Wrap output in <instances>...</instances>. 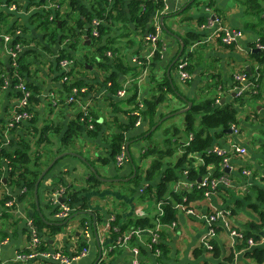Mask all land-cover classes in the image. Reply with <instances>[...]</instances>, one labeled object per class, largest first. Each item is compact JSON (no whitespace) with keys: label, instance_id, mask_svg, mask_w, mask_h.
Wrapping results in <instances>:
<instances>
[{"label":"crops","instance_id":"crops-1","mask_svg":"<svg viewBox=\"0 0 264 264\" xmlns=\"http://www.w3.org/2000/svg\"><path fill=\"white\" fill-rule=\"evenodd\" d=\"M42 1L43 4L39 5L35 0H0V13H3L4 18V21L0 23V37H2L0 72L2 69L6 71L10 68L9 52L12 39L9 38L6 41L4 37H11V34L5 33H9L15 26L17 35L27 39L29 43L27 46H22L20 53L22 55L30 52L25 56L29 72L24 73L23 79L35 90L34 100L30 103V119L21 122V125L13 128V131L10 129L13 127L12 121L17 109L16 92L10 88L0 92V126L5 127L2 148L13 152L29 146L27 155L30 162L27 167L31 171L39 170L40 174L54 159H57L38 184L36 195L33 189L32 195L24 198L22 195L25 189L6 184L7 161H2L0 199L3 195L10 199L3 206L0 202V264H63L40 257H36L39 258L37 261L21 262L17 261L16 257L26 255L24 251L30 250L34 236L39 234L38 236L42 238V233L34 227L33 217L41 218L46 226L59 222L53 213V209L58 206L51 203V193L65 188L79 192V197L85 198L89 207L88 212L94 215L95 211H100L103 215V223L95 225L99 244L93 235V221L86 217L88 227L79 226L81 215L69 221L59 233L50 238L49 253L57 251L68 258L73 257L81 241L87 242V253L69 264H99L107 258L111 259L109 264H131L134 259L132 248L139 250L140 264H255L251 259H247L243 251L234 250L229 231L232 230L231 226L241 230L246 228V223L258 221L256 212L249 208L248 203H256L259 208L261 205L256 200V192L264 190V95L262 99L244 95L245 102L236 106L238 123L237 127H234L237 134L225 132L214 139L209 148V150L219 148L227 152V174L230 184L224 189L228 192L211 194L210 197L193 203L192 208H187L193 213L185 212L181 207L177 212L174 225L156 227L153 232L160 230L159 244L163 246L158 256L149 253L147 249L150 230L135 233L132 244H125V242L121 244L116 241L117 245H114L115 241L107 238L105 230L107 221L112 215H116L120 223H125L129 219L149 217L161 212L160 205H156L151 200L155 204L156 211L153 214H142L143 205L149 200L140 198L139 187L144 184V179L140 186L135 188L133 183L122 185L132 180L137 173L145 178V171L149 168L152 159L145 154L146 147L164 149L166 147L164 141L169 139L168 145L181 154L180 144L182 141L186 142L191 136L181 132L182 139L176 142L177 138L180 139L179 135L176 137L175 134H170L174 128L179 131L184 130V113H176L187 108L188 103L197 104L211 98L217 99V105L232 101L233 94H236L233 88L235 75L243 71L250 72L256 68V62L250 58L248 50L249 45L256 42L257 35L246 27V24H256L258 20L246 13L244 0H201L202 3L195 5L188 3L187 0H164L162 12L153 18L154 26L161 27L157 40L165 45L159 59H153L155 42L145 43L135 34L119 38L122 31L112 32L111 36L116 38L115 44L133 41V46L125 47L123 51V66L135 70V74L123 75L112 67L111 62L108 63L107 72L100 71L97 67L86 66L85 70L89 72L80 73L79 67L70 79L88 82L91 90L83 87L85 92L72 103H68L67 95L63 92L64 79L61 75L64 67L62 68L61 64L59 67L57 65L58 53L64 45L59 43L58 37L53 44L47 43L46 32L40 27L43 9L50 8L51 17H55V24H59L69 11L70 0ZM77 1L84 4L87 0ZM11 5L15 6V11L9 10ZM37 14H41L40 17H36ZM217 15L223 19L222 25L225 29L230 32H241L237 38L236 47L232 50L223 48L215 42L205 41L216 29V24H211V18H217ZM129 27L131 31H134L132 24ZM191 33L199 37L207 36L201 37V40L199 38L200 41L196 42L197 46L192 50L196 58L192 61L195 67L190 73L188 82H183L177 75L175 66L185 49L184 39ZM79 41L80 46L73 53L76 59L82 61L83 54L90 49L89 40L84 34ZM186 45L190 48V44L186 43ZM139 58H142L144 62ZM98 59L100 60L99 56ZM109 73H116L119 89L127 90L128 93L123 99L108 92L109 84H105L103 78ZM246 81L247 90L244 93L255 88L247 78ZM262 83L264 84V79ZM134 93L137 95L135 101L141 105L151 96L164 93V102L159 104L156 118L158 119L160 114H166L165 120L161 119V124H165L160 131L156 130L148 141L142 139L146 142L142 144L138 141L140 140L138 137L147 130L148 122L141 120L139 125H135L124 134L128 143L127 152L130 160L126 157L122 166H117L112 161L101 165L96 159L100 156L108 158L109 135L113 132L118 133L120 125L128 123L126 113L132 108L129 100ZM174 109L179 110L169 114ZM86 110L94 113L96 132L89 134L86 129H81L73 143L74 146L61 145V139L68 131V124L76 121L77 115ZM234 149H242L245 153L239 155ZM62 154L65 155L60 157ZM147 158L150 160L146 165ZM195 158L197 163L201 162L199 155ZM92 174L97 175L101 181L98 190L82 192L83 189L88 188V179ZM156 183L157 180L151 185L154 186ZM173 185V189L170 186L168 188L176 190V184ZM247 196L248 203L244 201V206L236 208L233 205L234 201ZM61 199L64 201V198ZM213 210L220 213L214 237L219 248L218 257L206 252L201 246L202 238L207 231V215L211 211L214 212ZM76 226L80 227L77 233H80L81 240L67 238ZM84 231L89 234L87 239H85ZM48 232L47 228L43 229V233ZM130 235L131 231H126L121 239L125 240ZM99 249L101 256L98 259ZM112 249L114 254L110 256ZM196 249L200 252L197 257L194 255ZM231 251L234 253L233 260L225 261Z\"/></svg>","mask_w":264,"mask_h":264},{"label":"trees","instance_id":"trees-1","mask_svg":"<svg viewBox=\"0 0 264 264\" xmlns=\"http://www.w3.org/2000/svg\"><path fill=\"white\" fill-rule=\"evenodd\" d=\"M35 1H37V4L39 5L43 4L42 0ZM196 1L197 0H188V3L193 4ZM244 5L246 7V13L256 17L258 20L256 24H246V27H249L257 35L256 42L250 44L248 50L250 58L256 62V68H253L250 72L243 71L248 82L251 83V85H254L255 88L248 93L241 94L240 96L234 93L232 101L225 102L221 105H217V99L214 98L200 101L197 104H192L189 110L183 114L184 130L179 131L174 128L171 132L169 131L170 134H175L176 137L179 135L180 139L177 138L176 142H179L178 140L182 139L181 132H184V135L186 136H191L186 142L182 141L180 144L181 154H178L177 149L168 145L169 139L164 141L166 146L164 149L159 147L150 149L151 147L145 146V154H148L152 158L149 168L145 171V178L137 173L132 180L122 185L133 183L135 188L140 186V183L144 179V184L139 187L142 190L140 198L152 200L156 205L159 204L161 214L158 213L149 217L129 219L125 223H120L116 215L110 216L107 221L108 230H106V234L107 238L115 241L114 245H117L116 241L120 243L122 242L121 237L126 231H131L128 243L132 244L135 238L134 234L137 232L148 230L153 231L156 227L175 224L178 210L181 207L185 212L186 210H191L187 208H192L191 205L193 203L206 199L207 197H205V193L208 191L212 192V194L219 192L223 193V191L228 192L221 186L215 189H211L209 186L201 188L193 187L190 190L183 189L178 192L170 190L168 186L173 183L178 185L183 177L184 180L188 182H196L198 179H204L207 177L210 181L212 179H219L223 176L229 179V175L223 168V159L227 158V152L224 156H218L215 154L214 148L212 150H209V148L214 139L222 136L225 131L230 130L234 126L237 127L238 111L236 106L238 104L242 105L245 102V96H250L254 99H262V96L264 95V84L262 83L264 79V0H244ZM163 7L164 0H87L84 4L77 0H70L68 6L69 11L66 12L64 18H62L63 20L60 21L59 24H55V17H51L52 10L50 8L43 9L42 17H40L41 14H37L36 17L42 19V21H40V27L46 32V42L53 44L58 37L59 43H63L64 45V48L62 46V49L58 53L57 65L59 67L61 62H67L68 68H70H63L61 64L64 69L61 75L64 79L63 92L66 93L67 98L71 95L73 89L86 87L91 90V85L88 82L84 80L70 79V76H74L79 67L81 71L78 72L80 73L86 71V66H95L100 71L107 72L109 69L108 63L111 62L112 67L123 75L129 73L135 74V70L126 68L125 65L123 66V51L125 47H132L133 41L129 40L125 44H115L116 38H113L111 34L112 32L115 33L116 31H122L119 38H125L131 34H135L136 37L138 36L140 39H143L145 43H150L145 39L146 35L155 33L154 29L156 25L154 26L153 18L154 16H159ZM55 10L57 9L55 8ZM2 14L3 13H0V23L4 21ZM216 17L221 21L220 25L223 26V19L218 15ZM130 24L134 26V31L130 30ZM5 34H11L12 43L10 49L13 51H16L15 46L17 45L22 47L29 44L27 39L17 35L15 26L11 28L9 33ZM84 34L89 40L90 49L83 54L81 61L80 59H76L73 51H76L79 48V39L84 36ZM206 36L204 35L203 37ZM221 36L222 34H220V37ZM201 37L197 34L191 33L188 34L184 40L186 43L190 44L191 47L196 42L200 41ZM220 37L215 39L214 42L216 44L231 50L236 47V42L225 44L221 41ZM0 40H2V37H0ZM186 43L184 44L185 49L181 56H183L187 50V53L185 54L186 65L183 68V71L190 76V73L195 67L194 62L192 61L196 58L193 56V51L188 50L189 47ZM154 46L153 59L158 60L162 51H164L165 45L157 40L154 43ZM255 49H258L256 53L253 52ZM20 53L21 51L18 53L17 58L14 61L10 60V68L8 70H1L0 92L10 88L16 92L15 96L17 100H19L22 95L15 86L20 82L23 83L25 88L31 93L28 97V107L26 110V112L31 115L30 103L34 100L33 93L35 90L31 84L23 79L24 73L29 72V66L25 62V56L29 55L28 53L30 52L23 53L22 55ZM98 56L100 60L98 59ZM139 60L144 62L142 58H139ZM176 64L175 69L179 76V70L177 69L178 61ZM103 81L105 84H109L107 86L108 92L112 95H117L120 86L116 80V73L105 75ZM186 82H188V80ZM233 82L234 89L241 87L240 82L236 81L235 77ZM77 96L76 99L79 97ZM135 97H137L136 93H134V96L129 100V104L132 105V108L126 113L128 123L120 125L118 133L113 132L109 135L110 144L108 158L102 156L97 157L96 161L101 165H106L109 161L116 162L117 156L126 154L125 144L127 139L124 134L136 125L137 120L141 119L142 121L148 122L147 130L141 133L138 137L140 140L145 139L148 141L159 126H157L153 132H150L151 128L157 125V123L165 117L166 114H160L158 119L156 118L159 104L164 102V93L151 96L149 99L144 100L142 105L135 101ZM178 110L179 109H174L170 111L169 114H173ZM18 112L20 111L18 110ZM82 115L83 113H79L76 121H72L68 124V131L61 139V145L69 147L74 146L73 143L81 129H86L89 134L96 132L97 125L94 113L87 110L86 116L83 115V121H80ZM20 125L21 123L13 124L10 131H13ZM89 125H92V129L88 128ZM4 130L5 127L0 126V173L3 170L2 161H7L6 167L8 168V177L6 178V184H13L15 188L25 189V192L22 195L23 198L27 195L31 196L40 171H31L29 167H27L30 162V158L27 155L29 146H24L23 149L15 150L13 152H8L2 148ZM172 138L173 137L171 136V139ZM196 155H199L200 163H197L195 158ZM90 163L93 162L90 161ZM184 172H186V175H183ZM155 180H157V183L154 186L151 185ZM88 182V188L83 189L82 192L89 190L97 191L101 184V181L95 174L90 176ZM1 183L2 179L0 178V186L2 185ZM63 190V205H67L73 210L69 214V218L75 213L82 212L83 214H81L82 217L79 221V226L82 228L88 227L87 220L85 219L86 217L89 218L91 222L95 219V225H101L103 223V215L100 211H95L94 215L91 212L92 216L87 214L89 207L85 198L79 197V192L72 191L69 188ZM247 198L248 196L243 199H238L234 201L235 204L233 205H235L236 208L244 206V201L248 203ZM8 199H10L8 196L3 195V198L0 199L2 206ZM256 200L262 206L259 207L260 209L257 207L256 203H248V206L256 212L258 221L246 223V228L241 230H237L235 227L231 226L232 230L230 231L239 234L238 237L231 238V240L235 251H243L247 259H251L255 264H264V190H258L256 192ZM58 212L59 207L53 209L54 214H57ZM212 213L213 212L211 211L207 216ZM66 219L59 220V222L56 221V224L46 226L41 218L36 216L33 217L35 229L42 233V238L41 236H38L39 234L36 235L40 239L39 244L35 249L36 253H48L50 251V238L56 233H59L62 228L65 227L60 224ZM44 228L48 229L49 232L47 234L43 233ZM154 232L159 237L161 236L160 230ZM79 234L80 233L74 232L68 235L67 238L81 240ZM149 237L147 249L149 253L158 256L157 252H162L163 246L159 244V242L152 244L151 236ZM209 244L211 246L210 250L205 249L202 243L201 246L206 252L212 253L214 257H218L219 248L215 242V238H212L209 241ZM87 246L88 244L85 240L81 241L73 256L78 255L83 249H87ZM113 250L114 249L110 251V256H113ZM24 252L25 254L31 253L30 250ZM199 253L198 249L194 251L196 257ZM233 257L234 253L231 251L225 258V261L230 262L233 260ZM38 259L39 258H35L32 260L37 261ZM32 260L30 259L27 262ZM110 261L111 259L107 258L99 264H109ZM138 264H140L139 260Z\"/></svg>","mask_w":264,"mask_h":264},{"label":"built area","instance_id":"built-area-1","mask_svg":"<svg viewBox=\"0 0 264 264\" xmlns=\"http://www.w3.org/2000/svg\"><path fill=\"white\" fill-rule=\"evenodd\" d=\"M188 1V0H187ZM9 10L10 11H15V6L11 5L9 6ZM215 23L216 24V29L213 31V33L205 39L206 42H214L215 39H218L220 37V34H222V36L220 37L221 41L225 44H231L233 42L237 41V38L241 35V32L236 31V32H230L227 29H225L223 26L220 25V21L217 18H214V20H212L211 24ZM155 33L154 34H147L146 35V40L150 41L151 43L156 42L157 40V35L159 34V32L161 31V27L156 25L155 26ZM18 34V33H17ZM9 38L11 37H7L5 36L4 39L7 41ZM15 50L13 51L10 49L9 55H10V59L11 60H15L17 58L18 53L22 50L21 46H15ZM63 67H67L68 63L67 62H61ZM186 63L183 60H179L178 61V66L177 69L179 70V78L181 81L186 82L187 80H189L190 76L185 73L183 71V68L185 67ZM235 80L239 81L241 84L240 88H236L235 92L238 96H240L241 94H243L247 89V85H245L246 81V76L244 73H239L237 75H235ZM249 84V83H247ZM15 88L20 91L21 93V98L17 101V109L16 112L14 114L13 117V121H12V125L13 124H19L23 121L29 120L31 115L28 114L26 112L27 107H28V97L31 95L30 91H28L23 83H19L15 86ZM85 92V89L80 88V89H73L71 95L68 97V103H72L76 100V96L79 94H82ZM126 94V90H120L117 92V96L119 98H123ZM78 95V96H79ZM77 96V97H78ZM18 110L20 112H18ZM87 110L85 112H83V115L86 116ZM137 113V111H136ZM83 115L82 118L80 119L81 121H83ZM141 123V119L137 120L136 125H139ZM89 129H92V125H89L88 127ZM233 129V131L236 133L237 130L235 127L231 128ZM234 151L236 153H238L239 155H243L245 153L244 150L242 149H234ZM214 152L216 155L218 156H224L226 154V152H224L221 149L218 148H214ZM126 161V154H121L119 156L116 157V165L117 166H122V164ZM228 160L227 158L223 159V168H227L228 164H227ZM246 173V172H243ZM183 175H186V172L183 173ZM230 184V180L223 176L219 179H212L211 181L208 180L207 178L201 179L200 182L196 181V182H188L186 180L183 179L179 182L178 184V189L180 190H190L193 187L196 188H201V187H207L209 186L211 189H215L217 187H228ZM139 192L141 193L142 190L140 189ZM212 194V192H206L205 193V197H210ZM63 195V190H55L51 193V203H54L56 206L59 207V212L56 215V218L59 220H64L66 218L69 217V214L72 212V210L66 206L63 205V203H60V198H62ZM214 212L207 216V231L205 236L202 238V244L205 247V249L210 250L211 246L209 244V241L215 236V227H216V222H217V218L220 217V213L216 212V210H213ZM188 213H193V211H186ZM159 214H161V212L159 211ZM174 225V224H173ZM105 230H108V225L105 226ZM151 233V243L152 244H156L159 242V236L153 232L150 231ZM84 235H85V239H87V237L89 236L87 231H84ZM229 235L232 238H236L239 236V234H237L234 231H229ZM40 239L37 236H34L32 238L31 244H30V250L31 253L26 254V255H20L16 257L17 261H21V262H27L28 260H32L35 259L36 257H40L42 259H46V260H54V261H58L61 262L63 264H69L73 261H76L78 259H80L81 257H83L86 253H87V249H83L78 255L73 256L71 258L65 257L63 256V254H61L60 252L54 251V252H48V253H36L35 249L37 248L38 244H39ZM129 241V238L127 239H122L121 244H125ZM131 252L134 255V259L132 260L131 264H138V257H139V251L137 248H132ZM159 252H157L158 254Z\"/></svg>","mask_w":264,"mask_h":264},{"label":"water","instance_id":"water-1","mask_svg":"<svg viewBox=\"0 0 264 264\" xmlns=\"http://www.w3.org/2000/svg\"><path fill=\"white\" fill-rule=\"evenodd\" d=\"M211 20H214V17L213 18H211ZM258 51V49H255L253 52L254 53H256ZM191 107V104L190 103H188V106H187V108H185V109H182V110H180V111H178L176 114H183V113H185V112H187V110H189V108ZM169 117V116H168ZM168 117H166V118H168ZM162 120H165V118H163ZM162 120L160 121V122H158L157 123V125H155L152 129H151V131H154L155 130V128L158 126V125H160L161 124V122H162ZM226 133H231V131L230 130H228V131H225ZM127 147H128V143H126L125 144V153H126V157L130 160V158H129V155H128V152H127ZM68 155H71V156H77V155H74V154H72V153H67ZM65 154H62V155H60V157L61 156H64ZM57 159H54V161L40 174V176L38 177V179H37V181H36V183H35V185H34V194L36 195V193H37V189H38V184L40 183V181L42 180V178L46 175V173L48 172V170L53 166V164H54V162L56 161ZM83 160V159H82ZM84 161V160H83ZM91 170H93V169H91ZM225 172L227 173L228 172V168H225ZM200 180L201 179H198V182H200ZM60 202L62 203L63 201L62 200H60ZM81 214H83L82 212H79V213H75V214H73V215H71V217L70 218H68V219H66L64 222H62L60 225H62V226H65V225H67V223L69 222V221H71L72 219H74L75 217H77L78 215H81ZM87 214L88 215H91L92 216V213L91 212H87ZM92 229H93V235H94V237H95V239H96V241H97V243L99 244V242H98V238H97V233H96V227H95V221H94V219H93V223H92ZM101 253H100V249H99V256H98V259L100 258V255Z\"/></svg>","mask_w":264,"mask_h":264},{"label":"rangeland","instance_id":"rangeland-1","mask_svg":"<svg viewBox=\"0 0 264 264\" xmlns=\"http://www.w3.org/2000/svg\"><path fill=\"white\" fill-rule=\"evenodd\" d=\"M200 3H202L201 2V0H197L195 3H193L194 5L195 4H200ZM207 4V3H206ZM219 16V15H218ZM208 38V37H207ZM197 46V44L195 43L194 45H192L188 50L189 51H192L195 47ZM77 52H79V50L77 51ZM187 53V50L185 51V53H184V55L183 56H181L180 57V59L179 60H183L184 62H186V59H185V54ZM178 60V61H179ZM95 67V66H94ZM127 90H126V94H125V96L127 95ZM124 96V97H125ZM123 97V98H124ZM123 98H121V99H123ZM179 117H182V116H179ZM181 119V118H180ZM165 124V123H164ZM164 124H161V125H158L159 126V128H157V130H161L162 128H163V125ZM153 128V127H152ZM151 128V129H152ZM156 129V128H155ZM151 131V130H150ZM228 131V130H227ZM230 131H231V134H237V132L235 133L234 131H233V129H230ZM151 132H153V131H151ZM138 141H141L142 142V144H146V142H144L143 140H138ZM149 160H150V158H147V159H145V163H146V165L148 164V162H149ZM146 165L144 166V167H146ZM243 170H245V171H248V170H246V169H243ZM242 170V171H243ZM174 184V183H173ZM173 184H170V188L171 189H173L174 188V185ZM176 186H178V185H176ZM176 190H173V191H176V192H178L179 191V189H178V187L177 188H175ZM60 200H62L61 198H60ZM61 203V202H60ZM143 212H142V214H153L155 211H156V208H155V204L151 201V200H147L146 202H145V205H143ZM72 230H74V231H71L72 233H74V232H77V231H79L80 230V227H78V226H76V227H74V229H72ZM151 233V232H150ZM151 235V234H150ZM215 237V236H214ZM213 237V238H214ZM232 238V237H231ZM159 239H160V237H159ZM128 243V242H127Z\"/></svg>","mask_w":264,"mask_h":264},{"label":"bare ground","instance_id":"bare-ground-1","mask_svg":"<svg viewBox=\"0 0 264 264\" xmlns=\"http://www.w3.org/2000/svg\"><path fill=\"white\" fill-rule=\"evenodd\" d=\"M10 201V200H9ZM8 202V201H7Z\"/></svg>","mask_w":264,"mask_h":264}]
</instances>
